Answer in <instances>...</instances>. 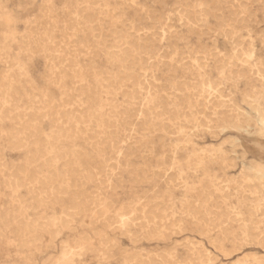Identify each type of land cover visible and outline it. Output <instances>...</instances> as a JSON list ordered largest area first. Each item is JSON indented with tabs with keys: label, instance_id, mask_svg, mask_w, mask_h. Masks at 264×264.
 Instances as JSON below:
<instances>
[{
	"label": "rangeland",
	"instance_id": "rangeland-1",
	"mask_svg": "<svg viewBox=\"0 0 264 264\" xmlns=\"http://www.w3.org/2000/svg\"><path fill=\"white\" fill-rule=\"evenodd\" d=\"M0 97V264H264V0H0Z\"/></svg>",
	"mask_w": 264,
	"mask_h": 264
},
{
	"label": "bare ground",
	"instance_id": "bare-ground-1",
	"mask_svg": "<svg viewBox=\"0 0 264 264\" xmlns=\"http://www.w3.org/2000/svg\"><path fill=\"white\" fill-rule=\"evenodd\" d=\"M240 3H241V2H240ZM240 3H239V4H240ZM180 13H181V12H180ZM206 13H207V12H206ZM243 13H244V12H243ZM245 13H246V12H245ZM209 14H210V13H209ZM184 15H185V13H184ZM236 15H237V14H236ZM55 21H56V20H55ZM190 22H191V21H190ZM188 23H189V22H188ZM133 26H134V25H133ZM163 28H164V27H163ZM163 32H164V31H163ZM45 36H47V35H45ZM179 38H180V37H179ZM127 40H128V38L126 39V41H127ZM126 41H125V42H126ZM130 41H131V40H130ZM126 43H127V42H126ZM132 43H133V42H132ZM118 44H119V43H118ZM120 45H121V44H120ZM128 46H129V45H128ZM131 46H132V45H130V49H131ZM135 46H136V45H135ZM137 46H138V45H137ZM137 46H136V47H137ZM43 47H44V46H43ZM125 47H126V46H124V48H125ZM146 47H147V46H145V48H146ZM124 48H122V49H124ZM127 48H129V47H127ZM141 49H142V48H141ZM147 49H148V48H147ZM149 49H150V48H149ZM55 51H56V50H55ZM128 51H131V50H128ZM132 51H133V50H132ZM142 51L144 52V50H142ZM145 51H146V50H145ZM152 51H153V50H152ZM201 52H202V51H201ZM243 52H244V51H243ZM243 52H241V53H242V56H243ZM133 53H134V52H133ZM156 53H157V52H156ZM63 54H64V53H63ZM120 54H121V53H120ZM120 54H118V55H120ZM131 54H132V52H131ZM145 54H146V53H145ZM195 54H196V53H195ZM233 54H234V52H233ZM233 54H232V55H233ZM237 54H238V53H237ZM128 55H129V54H128ZM58 56H59V55H58ZM121 56H122V55H121ZM235 56H236V55H235ZM115 57H116V56H115ZM159 57H160V56H159ZM194 57H195V56H194ZM200 57H201V56H200ZM200 57H199V58H200ZM233 57H234V55H233ZM233 57H232V58H233ZM49 58H50V57H49ZM191 58H192V57H191ZM202 58H203V56H202ZM218 58H219V57H218ZM232 58H231V59H232ZM246 58H247V57H246ZM61 59H62V58H61ZM115 59H116V58H115ZM228 59H229V58H228ZM240 59H241V58H240ZM116 60H117V59H116ZM211 60H213V59H211ZM215 60H216V58H215ZM241 60H243V58H242ZM247 60H248V59H247ZM218 61H219V60H218ZM233 61H234V60H233ZM122 62H123V61H122ZM192 62H193V61H192ZM198 62H199V61H198ZM221 62H222V61H221ZM224 62H225V60H224ZM228 62H229V61H228ZM234 62H235V61H234ZM234 62H233V63H234ZM243 62L245 63V61H243ZM136 63H137V62H136ZM219 63H220V62H218L217 64H219ZM231 63H232V62H231ZM194 64H196V63H194ZM206 64H207V63H206ZM217 64H216V65H217ZM223 64H224V63H223ZM225 64H229V63H227V61H226ZM220 65H221V63H220ZM246 65H247V64H246ZM12 66H13V65H12ZM50 66H51V65H50ZM64 66H65V65H64ZM194 66H195V65H194ZM217 66H218V65H217ZM217 66H216V67H217ZM207 67H208V66H207ZM221 67H222V66H221ZM224 67H225V66H224ZM69 68H70V67H69ZM191 68H192V67H191ZM214 68H215V67H214ZM218 68H220V67H218ZM10 69H11V68H10ZM215 69H216V68H215ZM224 69H225V68H224ZM219 70H220V69H219ZM233 70H234V69H233ZM13 71H14V70H13ZM55 71H56V70H55ZM251 71H252V70H251ZM75 72H76V71H75ZM217 72H218V71H217ZM220 72H221V71H220ZM220 72H219V73H220ZM14 73H15V72H14ZM20 73H21V72H20ZM194 73H195V72H194ZM221 73H222V72H221ZM242 73H243V72H242ZM250 73H251V72H250ZM252 73H253V72H252ZM65 74H66V73H65ZM79 74H80V73H79ZM94 74H95V73H94ZM247 74H248V73H247ZM262 74H263V73H262ZM50 75H51V74H50ZM73 75H74V74H73ZM260 75H261V74H260ZM57 76H58V75H57ZM95 76H96V75H95ZM261 76H262V75H261ZM63 77H64V76H63ZM63 77H62V78H63ZM71 77H74V76L71 75ZM76 77H77V75H76ZM78 77H80V76H78ZM196 77H197V76H196ZM257 77H258V76H257ZM255 78H256V77H255ZM261 78H262V77H261ZM98 79H100V78H98ZM194 79H195V78H194ZM247 79H249V78H247ZM257 79H258V78H257ZM15 80H16V79H15ZM74 80H75V79H74ZM249 80H250V79H249ZM262 80H263V79H262ZM77 81H78V80H77ZM179 81H180V80H179ZM187 81H188V80H187ZM204 81H205V80H204ZM71 82H72V81H71ZM82 83H83V82H82ZM98 83H99V82H98ZM207 83H208V82H207ZM211 83H212V82H211ZM2 84H3V82H2ZM74 84H75V83H74ZM99 84H101V83H99ZM186 84H188V82H187ZM192 84H193V83H192ZM195 84H199V82H198V83H194V85H195ZM200 84H201V83H200ZM200 84H199V85H200ZM204 84H206V82H205ZM204 84H203V85H204ZM58 85H59V84H58ZM63 85H64V83H63ZM86 85H87V84H86ZM80 86H81V85H80ZM138 86H139V85H138ZM148 86H149V85H148ZM192 86H193V85H192ZM192 86H191V87H192ZM58 87H59V86H58ZM77 87H78V86H77ZM188 87H190V86H188ZM195 87H196V85H195ZM195 87H194V88H195ZM199 87H200V86H199ZM201 87H202V86H201ZM254 87H255V86H254ZM254 87H253V88H254ZM164 88H165V87H164ZM211 88H212V87H211ZM158 89H159V88H158ZM183 89H184V88H183ZM256 89H257V88H256ZM3 90H4V89H3ZM101 90H102V89H101ZM258 90H259V89H258ZM168 92H169V91H168ZM185 92L187 93V91H185ZM200 92H201V91H200ZM104 93H105V92H104ZM204 93H205V92H204ZM246 93H247V92H246ZM114 94H115V93H114ZM189 94H190V93H189ZM189 94H188V95H189ZM191 94H192V93H191ZM191 94H190V95H191ZM46 95H47V94H46ZM78 95L80 96V94H78ZM78 95H77V96H78ZM123 95H124V94H123ZM193 95H194V94H193ZM66 96H67V94H66ZM124 96H125V95H124ZM128 96H129V95H128ZM11 97H12V96H11ZM126 97H127V96H126ZM134 97H135V96H134ZM190 97H192V96H190ZM194 97H195V96H194ZM224 97H225V96H224ZM21 98H22V97H21ZM107 98H108V97H107ZM127 98H128V97H127ZM187 98H188V97H187ZM207 98H208V97H207ZM207 98H206V99H207ZM0 99H1V97H0ZM67 99H68V98H66V100H67ZM93 99H94V98H93ZM95 99H96V98H95ZM136 99H137V98H136ZM189 99H190V98H189ZM192 99H193V98H192ZM192 99H191V100H192ZM200 99H201V98H200ZM212 99H213V98H212ZM70 100H72L71 97H70ZM75 100H76V99H75ZM77 100H78V99H77ZM104 100H105V99H104ZM128 100H129V99H128ZM137 100H138V99H137ZM247 100H248V98H247ZM67 101H68V100H67ZM99 101H100V100H99ZM105 101H106V100H105ZM133 101H134V100H133ZM211 101H212V100H211ZM124 102H125V101H124ZM142 102H143V101H142ZM191 102H192V101H191ZM193 102H194V101H193ZM199 102H200V100H199ZM202 102H203V101H202ZM246 102H248V101H246ZM17 103H18V101H17ZM29 103H30V101H29ZM95 103H96V102H95ZM135 103H137V101H135ZM144 103H145V102H144ZM144 103H142V104H144ZM205 103H207L206 100H205ZM214 103H215V102H214ZM217 103H218V102H217ZM73 104H74V102H73ZM92 104L94 105V103H92ZM102 104H104V103H102ZM132 104H133V103H132ZM145 104H146V103H145ZM203 104H204V103H203ZM221 104H222V103H221ZM247 104H249V102H248ZM75 105H76V104H75ZM80 105H81V104H80ZM80 105H79V106H80ZM97 105H98V104H97ZM130 105H131V104H130ZM137 105H138V103H137ZM211 105H212V104H211ZM233 105H234V104H233ZM83 106H84V105H83ZM184 106H185V105H184ZM186 106H187V105H186ZM198 106H199V104H198ZM198 106H197V107H198ZM205 106H206V105H205ZM205 106H204V107H205ZM212 106H213V105H212ZM212 106H210L209 109L212 108ZM215 106H216V104L214 105V107H215ZM217 106H218V105H217ZM217 106H216V107H217ZM16 107H17V106H16ZM39 107H40V106H39ZM76 107H77V106H76ZM85 107H86V106H85ZM201 107L203 108V106H201ZM201 107H200V108H201ZM214 107H213V108H214ZM216 107H215V108H216ZM253 107H254V110H255V113H256V120H255V121H256V123H257L258 125L254 126L250 131H253V133H260L261 129L264 128V101H259V103L255 104ZM44 108H45V107H44V105H43V108H42V109H44ZM53 108H54V107H53ZM53 108H52V109H53ZM74 108H75V106L73 107V109H74ZM90 108H91V107H90ZM138 108H139V107H138ZM206 108H207V107H206ZM206 108H205V109H206ZM33 109H34V108H33ZM69 109H70V108H69ZM71 109H72V108H71ZM79 109H80V108H79ZM85 109H86V108H85ZM135 109H136V108H135ZM143 109H144V108H143ZM183 109H186V108H183ZM8 110H9V108H8ZM10 110H11V109H10ZM35 110H36V109H35ZM82 110H83V107H82ZM137 110H139V109H137ZM140 110H141V107H140ZM218 110H219V109H218ZM218 110H217V111H218ZM239 110H240V109H239ZM239 110H238V112H239ZM48 111H50V110L48 109ZM98 111H99V110H98ZM185 111H186V110H185ZM213 111H214V109H213ZM223 111H224V109H223ZM223 111H221V112H223ZM240 111H241V110H240ZM46 112H47V111H46ZM83 112H84V111H83ZM88 112H89V111H88ZM91 112H92V111H91ZM200 112H201V111H200ZM208 112H209V111H208ZM221 112H220V113H221ZM41 113H42V112H41ZM50 113H51V112H50ZM81 113H82V111H81ZM93 113H95V112H93ZM93 113H90V114H93ZM153 113H154V112H153ZM162 113H163V112H162ZM179 113H180V112H179ZM218 113H219V112H218ZM42 114H43V113H42ZM46 114H47V113H46ZM52 114H53V113H52ZM83 114H84V115H87L88 113L85 114V112H84ZM180 114H181V113H180ZM203 114H204V113H203ZM208 114H209V113H208ZM208 114H207V115H208ZM221 114H222V113H221ZM226 114H228V113H226ZM239 114H241V113H239ZM13 115H14V114H13ZM13 115H12V116H13ZM21 115H22V114H21ZM56 115H58V114H56ZM94 115H95V114H94ZM199 115H200V114H199ZM199 115H198V116H199ZM212 115H213V114H212ZM222 115H223V114H222ZM9 116H10V115H9ZM12 116H11V117H12ZM47 116H48V114H47ZM49 116H50V115H49ZM51 116H52V115H51ZM54 116H55V115H54ZM59 116L61 117L60 113H59ZM226 116H227V115H226ZM90 117H91V116H90ZM212 117H213V116H212ZM212 117H211V119H212ZM221 117H222V116H221ZM223 117H224V116H223ZM213 118H214V117H213ZM241 118H242V117H241ZM58 119H59V118H58ZM62 119H63V118H62ZM86 119H87V118H86ZM198 119H199V118H198ZM208 119H209V117H208ZM215 119H216V118H215ZM233 119H234V118H233ZM243 119H244V118H243ZM243 119H242V120H243ZM0 120H1V119H0ZM53 120H54V119H53ZM87 120H88V119H87ZM174 120H175V119H174ZM204 120H206V119L204 118ZM213 120H214V119H213ZM219 120H220V119H219ZM62 121H63V120H62ZM92 121H93V120H92ZM166 121H167V119H166ZM206 121H207V120H206ZM240 121H241V120H240ZM23 122H24V121H23ZM50 122H51V120H50ZM52 122H53V121H52ZM58 122H59V121H58ZM105 122H106V121H105ZM107 122H108V121H107ZM245 122H246V121H245ZM245 122H244V124H245ZM207 123H208V122H207ZM210 123H211V122H210ZM242 123H243V122H242ZM155 124H156V123H155ZM215 124H216V123H215ZM239 124H240V123H239ZM63 125H64V124H62L61 126H63ZM55 126H56V125H55ZM58 126H59V125H58ZM58 126H57V127H58ZM74 126H75V125H74ZM86 126H87V125H86ZM206 126H207V125H206ZM245 126H246V125H245ZM51 127H52V126H51ZM57 127H56V128H57ZM202 127H203V126H202ZM24 128H25V127H24ZM67 129H68V128H67ZM67 129H66V131H68ZM70 129H71V128H70ZM77 129H78V128H77ZM242 129H244V127H243ZM10 130H11V129H10ZM60 130H61V129L56 130V131L59 132ZM63 130H64V129H63ZM78 130H80V129H78ZM78 130H77V131H78ZM247 130H248V129H247ZM61 131H62V130H61ZM86 131H88V130H86ZM113 131H114V130H113ZM248 131H249V130H248ZM17 132H18V131H17ZM41 132H42V131H41ZM66 133H67V132H66ZM74 133H75V132H74ZM81 133H82V132H81ZM112 133H113V132H112ZM246 133H247V132H246ZM11 134H12V133H11ZM62 134H63V133H62ZM18 135H19V134H18ZM65 135H66V134H65ZM67 135H68V133H67ZM52 136H53V135H52ZM53 137L55 138V136H53ZM53 137H52V138H53ZM56 138L58 139V137H56ZM56 138H55V139H56ZM102 139H103V138H102ZM50 140H52V139H50ZM46 141H48V140L46 139ZM90 142H91V141H90ZM97 142H98V141H97ZM108 143H109V142H108ZM117 143H118V142H117ZM109 145H110V144H109ZM99 148H100V147H99ZM27 168H28V167H27ZM17 174H18V173H17ZM20 181H21V180H20ZM181 185H182V184H181ZM20 186H21V185H20ZM260 186H261V185H260ZM166 187H167V186H166ZM37 188H38V187H37ZM56 193H57V192H56ZM206 194H207V193H206ZM100 195H101V194H100ZM100 199H101V198H100ZM43 201H44V200H43ZM38 202H40V201H38ZM92 202H93V201H92ZM99 202H100V201H99ZM96 203H98V202H96ZM190 204H191V202H190ZM190 204H189V205H190ZM191 206H192V205H191ZM201 206H202V205H201ZM140 207H141V206H140ZM197 207H198V206H197ZM191 208H192V207H191ZM182 209H183V208H182ZM164 210H165V208H164ZM253 210H254V209H253ZM85 211H86V210H85ZM160 211H161V210H159V212H160ZM69 212H70V211H69ZM72 212H73V211H72ZM153 212H154V211H153ZM83 213H84V212H83ZM193 213H194V212H193ZM71 214H72V213H71ZM129 214H130V213H129ZM154 214H155V213H154ZM159 214H160V213H159ZM183 214H184V213H183ZM197 214H198V213H197ZM222 214H223V213H222ZM72 215H73V214H72ZM120 215H121V214H120ZM171 215H172V214H171ZM115 216H116V215H115ZM117 216H119V213H118ZM117 216H116V217H117ZM128 216H129V215H128ZM156 216H157V215H156ZM156 216H155V217H156ZM200 216H201V214H200ZM55 217H56V216H55ZM61 217H62V216H61ZM149 217H150V215H149ZM151 217H152V216H151ZM151 217H150V219H151ZM222 217H223V216H222ZM56 218H57V217H56ZM63 218H64V217H63ZM142 218H143V217H142ZM161 218H162V217H161ZM209 218H211V217H209ZM120 219H121V218H120ZM158 219H159V218H158ZM212 219H213V218H212ZM53 220H54V218H53ZM166 220H167V218H166ZM31 221H32V220H31ZM58 222H59V221H58ZM158 222H159V221H158ZM222 222H223V221H222ZM51 223H52V222H51ZM165 223H166V222H165ZM195 223H196V222H195ZM215 223H216V222H215ZM48 224H49V223H48ZM167 224H168V223H167ZM177 224H178V223H176V225H177ZM212 224H213V223H212ZM170 225H171V223H170ZM242 225H243V224H242ZM249 225H250V224H249ZM63 227H64V226H63ZM171 227H172V226H171ZM251 227H252V226H251ZM181 228L183 229V227H181ZM170 230H171V229H170ZM92 234H93V233H92ZM222 237H223V236H222ZM188 248H189V247H188ZM191 249H192V248H191ZM69 250H70V249H69ZM72 251H73V250H72ZM68 252H69V251H68ZM70 252H71V251H70ZM70 252H69V253H70ZM71 254H72V253H71ZM202 255H203V254H202ZM63 257H64V256H63ZM66 257H67V255H66ZM188 257H189V256H188ZM204 257H205V256H204ZM185 258H186V257H185ZM198 260H199V259H198ZM201 260H202V259H201ZM240 260H241V259H240ZM202 261H203V260H202ZM172 262H173V261H172ZM198 263H199V262H198ZM169 264H170V263H169Z\"/></svg>",
	"mask_w": 264,
	"mask_h": 264
}]
</instances>
